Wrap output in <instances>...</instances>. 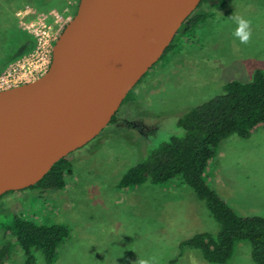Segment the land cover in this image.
Instances as JSON below:
<instances>
[{
  "label": "rangeland",
  "instance_id": "obj_1",
  "mask_svg": "<svg viewBox=\"0 0 264 264\" xmlns=\"http://www.w3.org/2000/svg\"><path fill=\"white\" fill-rule=\"evenodd\" d=\"M77 3L64 0L55 2L61 8H38L32 0H0V66L14 55L3 25L17 23L24 30L23 22H33L42 13L56 31L72 17ZM208 10L207 4H201L193 14ZM210 13L194 30L176 34L171 53L159 58L128 92L114 122L68 154L72 173L64 189L15 191L0 198V223H9L16 214L38 223L69 226L70 234L51 264H139L142 259L170 264L182 239L198 231H217L204 202L177 180L116 187L119 176L145 152L182 133L176 124L181 111L220 93L230 79L246 81L255 69L264 71V0H224ZM234 16L251 21L246 43L233 35ZM33 49L34 41L28 51L7 61L0 74ZM48 59L44 53L21 63L27 71L33 66L42 72ZM123 120L146 127L140 132ZM203 176L238 214L264 216V124L246 138L233 135L223 140ZM6 242L14 244L11 235L0 229V245ZM14 246L4 264H22V252ZM36 264H45L38 252ZM174 264L212 263L203 260L198 250L185 248ZM226 264H255L249 243L235 242Z\"/></svg>",
  "mask_w": 264,
  "mask_h": 264
},
{
  "label": "water",
  "instance_id": "obj_2",
  "mask_svg": "<svg viewBox=\"0 0 264 264\" xmlns=\"http://www.w3.org/2000/svg\"><path fill=\"white\" fill-rule=\"evenodd\" d=\"M201 0H78L46 71L0 90V196L92 140Z\"/></svg>",
  "mask_w": 264,
  "mask_h": 264
},
{
  "label": "trees",
  "instance_id": "obj_3",
  "mask_svg": "<svg viewBox=\"0 0 264 264\" xmlns=\"http://www.w3.org/2000/svg\"><path fill=\"white\" fill-rule=\"evenodd\" d=\"M32 1L38 8H50L59 7L55 2L64 0ZM223 2L224 0H201L199 6L207 4L209 10L188 17L179 28V33L194 30L211 16V10L217 9ZM2 30L10 39L9 49L14 55L5 60L0 69L7 61L14 59L18 52H26L33 46L32 37L19 28L17 23H11L8 28L3 25ZM18 34L22 37L20 38ZM174 40L161 57L171 53ZM115 120L114 116L111 122ZM121 123L140 132L146 127L145 123L131 120H123ZM176 124L182 133L171 135L145 152L135 164L119 176L116 187L118 189L134 187L146 181L161 185L174 179L188 186L196 197L204 202L209 214L218 224L217 231L215 233L198 231L182 239L178 244L177 257L171 259L170 264L176 262L185 248L198 250L203 260L208 263L226 264L233 255L237 241L248 242L252 261L255 264H264V216L238 214L203 176L210 161L215 157L217 146L223 140L233 135L246 138L253 129L264 124V71L255 69L246 81L236 79L226 81L221 86L220 93L181 111L177 115ZM145 134L146 132L143 135ZM71 165L72 161L63 157L35 184L6 193L24 190L46 193L48 190H62L72 173ZM0 229L10 234L14 247L21 250L22 264H36L37 252L45 264L53 263L60 246L70 234L69 226L64 223H38L16 214L9 223H0ZM13 245L10 242L0 245V264H4L10 258Z\"/></svg>",
  "mask_w": 264,
  "mask_h": 264
},
{
  "label": "built area",
  "instance_id": "obj_4",
  "mask_svg": "<svg viewBox=\"0 0 264 264\" xmlns=\"http://www.w3.org/2000/svg\"><path fill=\"white\" fill-rule=\"evenodd\" d=\"M46 17L47 15L40 13L36 15L33 22L28 24L23 22L22 28L24 31L29 33L30 36H32L34 41L33 52L28 56L25 55L12 62L9 64V67L0 74V90L31 82L41 76L48 68L51 59L52 45L63 27L54 31L52 27L53 25L47 21ZM44 53H48L49 59L42 72L33 66L29 71H27L21 63L27 62V57L30 59L31 57Z\"/></svg>",
  "mask_w": 264,
  "mask_h": 264
},
{
  "label": "clouds",
  "instance_id": "obj_5",
  "mask_svg": "<svg viewBox=\"0 0 264 264\" xmlns=\"http://www.w3.org/2000/svg\"><path fill=\"white\" fill-rule=\"evenodd\" d=\"M233 20L236 24L233 35L238 38L241 43H246L251 35V21L242 16H234ZM139 264H150V261L142 259Z\"/></svg>",
  "mask_w": 264,
  "mask_h": 264
},
{
  "label": "flooded vegetation",
  "instance_id": "obj_6",
  "mask_svg": "<svg viewBox=\"0 0 264 264\" xmlns=\"http://www.w3.org/2000/svg\"><path fill=\"white\" fill-rule=\"evenodd\" d=\"M112 123V122H111ZM9 192V191H8Z\"/></svg>",
  "mask_w": 264,
  "mask_h": 264
}]
</instances>
